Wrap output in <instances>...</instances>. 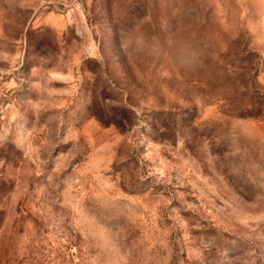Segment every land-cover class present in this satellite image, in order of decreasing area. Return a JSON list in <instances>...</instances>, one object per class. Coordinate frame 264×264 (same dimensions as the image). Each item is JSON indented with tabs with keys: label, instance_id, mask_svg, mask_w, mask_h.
<instances>
[{
	"label": "rangeland",
	"instance_id": "374dc122",
	"mask_svg": "<svg viewBox=\"0 0 264 264\" xmlns=\"http://www.w3.org/2000/svg\"><path fill=\"white\" fill-rule=\"evenodd\" d=\"M0 264H264V0H0Z\"/></svg>",
	"mask_w": 264,
	"mask_h": 264
}]
</instances>
